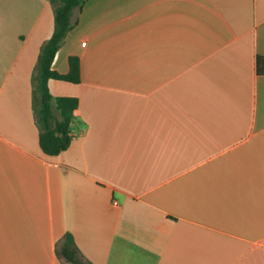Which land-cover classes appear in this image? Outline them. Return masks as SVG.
Segmentation results:
<instances>
[{
	"label": "crops",
	"instance_id": "1",
	"mask_svg": "<svg viewBox=\"0 0 264 264\" xmlns=\"http://www.w3.org/2000/svg\"><path fill=\"white\" fill-rule=\"evenodd\" d=\"M50 0H0V264H264V0H86L70 145L38 144ZM84 43V44H83Z\"/></svg>",
	"mask_w": 264,
	"mask_h": 264
},
{
	"label": "trees",
	"instance_id": "2",
	"mask_svg": "<svg viewBox=\"0 0 264 264\" xmlns=\"http://www.w3.org/2000/svg\"><path fill=\"white\" fill-rule=\"evenodd\" d=\"M54 6V27L48 39L40 47L33 74V97L37 101L34 108L36 122L40 128L38 144L41 151L49 156L65 150L73 138L72 126L77 98L70 96L53 97L48 88V80L60 79L70 82L80 81L79 57L67 58L68 71L60 73L53 68L56 53L66 34L73 27L71 17L75 9L81 10L86 0H50ZM60 254L72 264H91L83 261L71 240L66 237L59 250Z\"/></svg>",
	"mask_w": 264,
	"mask_h": 264
},
{
	"label": "built area",
	"instance_id": "3",
	"mask_svg": "<svg viewBox=\"0 0 264 264\" xmlns=\"http://www.w3.org/2000/svg\"><path fill=\"white\" fill-rule=\"evenodd\" d=\"M84 44V43H83Z\"/></svg>",
	"mask_w": 264,
	"mask_h": 264
}]
</instances>
